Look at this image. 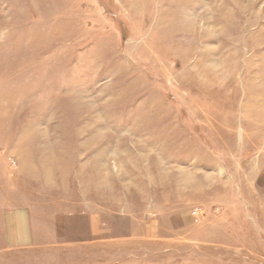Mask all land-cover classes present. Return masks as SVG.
I'll list each match as a JSON object with an SVG mask.
<instances>
[{"label": "rangeland", "instance_id": "obj_1", "mask_svg": "<svg viewBox=\"0 0 264 264\" xmlns=\"http://www.w3.org/2000/svg\"><path fill=\"white\" fill-rule=\"evenodd\" d=\"M0 264H264V0H0Z\"/></svg>", "mask_w": 264, "mask_h": 264}, {"label": "built area", "instance_id": "obj_2", "mask_svg": "<svg viewBox=\"0 0 264 264\" xmlns=\"http://www.w3.org/2000/svg\"><path fill=\"white\" fill-rule=\"evenodd\" d=\"M196 213H197L196 211L192 212L193 215H196Z\"/></svg>", "mask_w": 264, "mask_h": 264}]
</instances>
